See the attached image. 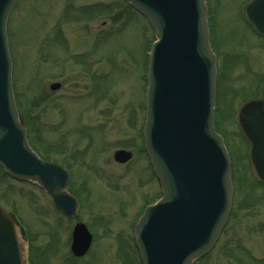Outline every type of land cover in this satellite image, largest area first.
I'll use <instances>...</instances> for the list:
<instances>
[{
  "label": "rangeland",
  "instance_id": "374dc122",
  "mask_svg": "<svg viewBox=\"0 0 264 264\" xmlns=\"http://www.w3.org/2000/svg\"><path fill=\"white\" fill-rule=\"evenodd\" d=\"M250 0H206L217 55L216 130L233 161L231 212L212 251L194 264H264V186L249 171L236 114L261 98L264 39L245 23ZM12 85L28 140L69 175L75 217L38 185L0 168V205L26 234L28 264H141L134 227L162 197L145 151L146 74L156 40L148 20L124 0H18L7 23ZM60 84L58 90L51 86ZM127 150V164L114 160ZM87 226V255L72 254L76 224Z\"/></svg>",
  "mask_w": 264,
  "mask_h": 264
},
{
  "label": "water",
  "instance_id": "95a60500",
  "mask_svg": "<svg viewBox=\"0 0 264 264\" xmlns=\"http://www.w3.org/2000/svg\"><path fill=\"white\" fill-rule=\"evenodd\" d=\"M156 34L147 73L145 150L163 196L135 227L142 264H194L213 250L232 204L231 160L214 128L216 55L209 42L205 0H125ZM17 0H0V167L7 176L38 185L69 218L79 203L67 191L69 176L31 148L12 87L7 22ZM245 21L264 36V0L244 8ZM60 84L51 90L60 89ZM237 123L251 145L250 168L264 183V101L241 107ZM126 151L114 155L125 164ZM93 237L85 224L73 230L71 251L83 257ZM25 231L0 205V264H26Z\"/></svg>",
  "mask_w": 264,
  "mask_h": 264
},
{
  "label": "flooded vegetation",
  "instance_id": "af4514ba",
  "mask_svg": "<svg viewBox=\"0 0 264 264\" xmlns=\"http://www.w3.org/2000/svg\"><path fill=\"white\" fill-rule=\"evenodd\" d=\"M259 37V36H258ZM260 38V37H259ZM262 39H264V37H261ZM263 89H264V87H263ZM262 99H264V95L262 94V97L261 98H255L254 100H262ZM232 164H233V161H232ZM249 168V167H248ZM254 184L256 185H260V186H264V184H261V183H259V182H257V181H255L254 182Z\"/></svg>",
  "mask_w": 264,
  "mask_h": 264
}]
</instances>
